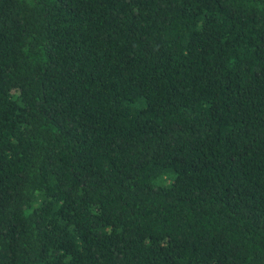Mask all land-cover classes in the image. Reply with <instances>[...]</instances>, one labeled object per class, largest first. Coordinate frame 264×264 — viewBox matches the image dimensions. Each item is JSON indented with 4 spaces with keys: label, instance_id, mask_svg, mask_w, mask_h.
Masks as SVG:
<instances>
[{
    "label": "trees",
    "instance_id": "1",
    "mask_svg": "<svg viewBox=\"0 0 264 264\" xmlns=\"http://www.w3.org/2000/svg\"><path fill=\"white\" fill-rule=\"evenodd\" d=\"M0 264H264V0H0Z\"/></svg>",
    "mask_w": 264,
    "mask_h": 264
}]
</instances>
